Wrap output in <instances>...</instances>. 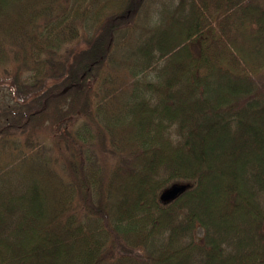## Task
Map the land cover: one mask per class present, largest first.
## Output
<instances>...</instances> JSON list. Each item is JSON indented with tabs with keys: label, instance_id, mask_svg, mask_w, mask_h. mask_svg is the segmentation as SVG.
<instances>
[{
	"label": "trees",
	"instance_id": "trees-1",
	"mask_svg": "<svg viewBox=\"0 0 264 264\" xmlns=\"http://www.w3.org/2000/svg\"><path fill=\"white\" fill-rule=\"evenodd\" d=\"M0 95V264H264V0H0Z\"/></svg>",
	"mask_w": 264,
	"mask_h": 264
},
{
	"label": "rangeland",
	"instance_id": "rangeland-1",
	"mask_svg": "<svg viewBox=\"0 0 264 264\" xmlns=\"http://www.w3.org/2000/svg\"><path fill=\"white\" fill-rule=\"evenodd\" d=\"M12 97H10V100H11ZM2 100V95H0V101ZM12 101V100H11Z\"/></svg>",
	"mask_w": 264,
	"mask_h": 264
}]
</instances>
